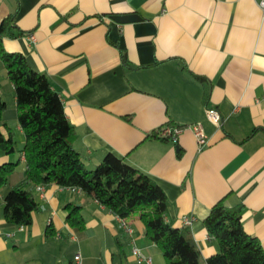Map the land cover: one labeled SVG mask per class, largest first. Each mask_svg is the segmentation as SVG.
<instances>
[{"label":"crops","instance_id":"obj_1","mask_svg":"<svg viewBox=\"0 0 264 264\" xmlns=\"http://www.w3.org/2000/svg\"><path fill=\"white\" fill-rule=\"evenodd\" d=\"M131 13L139 20L111 19ZM6 17L2 49L47 77L86 169L112 153L154 181L166 222L188 227L201 264L219 250L203 223L219 200L242 206L243 230L264 250V12L255 0H0V24ZM0 97L1 131L16 142L13 153L0 150V166L17 163L0 187V264H143L133 247L164 264L138 212L124 219L127 232L80 191L24 182V138L1 61ZM191 124L204 131L201 148ZM162 126L184 128L175 140L152 137ZM20 184L38 204L23 229L3 215L4 195ZM69 207L82 228L69 225Z\"/></svg>","mask_w":264,"mask_h":264},{"label":"trees","instance_id":"obj_2","mask_svg":"<svg viewBox=\"0 0 264 264\" xmlns=\"http://www.w3.org/2000/svg\"><path fill=\"white\" fill-rule=\"evenodd\" d=\"M11 23L12 18L6 17L0 24V61L13 87L17 123L24 138V182L53 183L80 191L121 220L136 211L145 237L161 253L164 264H201L200 251L188 227L177 228L166 222V196L154 181L112 153H107L95 168H85L72 146L73 126L47 77L31 69L22 55L2 49L1 40L10 35ZM4 112L0 97V150L10 154L16 150V142L11 134L5 136L1 131ZM152 137L161 138L157 131ZM16 165L0 166V187L7 183ZM37 209L34 196L21 184L4 195L3 215L8 227L30 225ZM241 210V205L228 207L224 200L210 208L203 223L219 250L207 257L205 264H264L259 241L243 230ZM67 221L72 227L82 228L76 207L69 209Z\"/></svg>","mask_w":264,"mask_h":264},{"label":"built area","instance_id":"obj_3","mask_svg":"<svg viewBox=\"0 0 264 264\" xmlns=\"http://www.w3.org/2000/svg\"><path fill=\"white\" fill-rule=\"evenodd\" d=\"M257 6L259 9H261L264 12V0H255ZM30 39H33L32 36H30ZM262 99L264 101V90L262 93ZM206 116L207 118L214 124L218 125L221 122L219 114L212 110V109H206ZM193 133V135L196 138L197 144L201 148L206 143V138L204 135V131L199 124H191L187 126ZM184 127H170V126H162L157 130V134L161 138H169L172 140L176 139V136L183 130ZM191 217L185 216L183 217V224L188 226L191 224ZM121 227H123L127 232H130V227L125 223L124 220L119 219ZM18 229H23L24 226H18ZM132 254L135 256L138 262L143 264H153L152 257L149 255H146L142 253L138 248L133 247L132 248Z\"/></svg>","mask_w":264,"mask_h":264},{"label":"water","instance_id":"obj_4","mask_svg":"<svg viewBox=\"0 0 264 264\" xmlns=\"http://www.w3.org/2000/svg\"><path fill=\"white\" fill-rule=\"evenodd\" d=\"M111 19L117 23L123 24V23L139 20V16L135 13H131L124 15H113L111 16Z\"/></svg>","mask_w":264,"mask_h":264},{"label":"rangeland","instance_id":"obj_5","mask_svg":"<svg viewBox=\"0 0 264 264\" xmlns=\"http://www.w3.org/2000/svg\"><path fill=\"white\" fill-rule=\"evenodd\" d=\"M134 214H137V212L135 211Z\"/></svg>","mask_w":264,"mask_h":264}]
</instances>
